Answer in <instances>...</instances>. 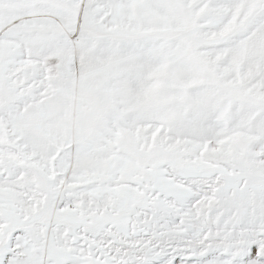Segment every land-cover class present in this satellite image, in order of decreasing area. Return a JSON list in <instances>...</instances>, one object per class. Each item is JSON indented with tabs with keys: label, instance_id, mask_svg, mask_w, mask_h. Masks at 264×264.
<instances>
[{
	"label": "snow or ice",
	"instance_id": "1",
	"mask_svg": "<svg viewBox=\"0 0 264 264\" xmlns=\"http://www.w3.org/2000/svg\"><path fill=\"white\" fill-rule=\"evenodd\" d=\"M0 264H264V0H0Z\"/></svg>",
	"mask_w": 264,
	"mask_h": 264
}]
</instances>
